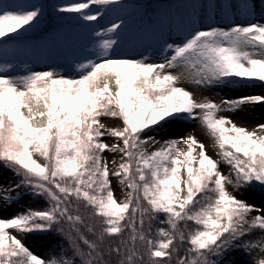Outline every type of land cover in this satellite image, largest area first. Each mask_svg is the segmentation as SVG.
I'll return each instance as SVG.
<instances>
[{"label": "snow or ice", "instance_id": "snow-or-ice-1", "mask_svg": "<svg viewBox=\"0 0 264 264\" xmlns=\"http://www.w3.org/2000/svg\"><path fill=\"white\" fill-rule=\"evenodd\" d=\"M111 5L123 6L121 0H83L59 11L92 22ZM39 14V8L0 12V41L27 31ZM120 28L113 23L94 33L92 55L76 65L72 77L55 70L0 75V162L19 178L0 186V201L11 205L24 189L46 204L0 218V264H172L174 256L176 264H220L237 248L264 251V238L244 240L254 230L264 232V216L248 218L262 209L227 188L264 187V124L249 131L218 115L264 104V95L197 102L171 72L181 70L202 87L264 84V23L196 30L168 45L162 63L115 57ZM101 118L122 126L108 127ZM181 119L200 120L219 160L192 135L163 142L153 135ZM106 135L116 142L105 143ZM156 144L160 147L149 151ZM105 152L120 155L119 162L111 161L113 170ZM220 163L229 166V175L221 173ZM111 178L127 189L122 200L116 199ZM154 222L166 227L153 234ZM9 230H58L67 235L72 255L45 261ZM114 239L115 247L108 244ZM184 244L185 255L179 256Z\"/></svg>", "mask_w": 264, "mask_h": 264}, {"label": "rangeland", "instance_id": "rangeland-1", "mask_svg": "<svg viewBox=\"0 0 264 264\" xmlns=\"http://www.w3.org/2000/svg\"><path fill=\"white\" fill-rule=\"evenodd\" d=\"M63 3H47L41 2H26L24 0H9L5 2L0 0V12L3 11H22L31 10L33 8H39L40 14L57 10ZM251 10V11H250ZM190 23L184 27L183 21L176 16L172 18L174 20L173 26L170 27V31H165L163 37H159L158 34H154L152 31H148L146 38L140 37L138 32H135L137 21L133 17H114L110 16L104 19L102 24L96 28L95 31H103L106 27H111L113 23H121V28L117 30L118 45L115 48L114 56L118 58L129 59H144L148 58L149 62L162 63L164 62L165 54H167L168 45L180 44V39H177L178 33L186 32L190 34L196 30H207L214 25L225 27L228 24H247L249 22L264 23V4H257L255 7L249 9L241 5L227 6L218 1L214 6H211L208 1L201 3L194 11L187 12ZM23 29L20 30V35ZM97 39H90L87 42L82 43L88 45L87 51L82 47L76 48L73 54H64L58 58H52L54 50L57 49L63 53L70 47L67 41H54L53 46L44 45L45 49H40L35 44L20 45L12 47V50L6 54L5 50H0V68H4V72L0 75L8 77H18L25 75L30 71H44L55 70L62 73L66 77H72L77 75L75 69L76 65L84 61L86 58L91 57L92 49L95 46ZM10 66V67H8ZM173 75L180 76V81L177 86L184 88L193 94V98L197 102H201L205 99L214 103L220 104L222 99H232L233 97H241L246 95L247 89L244 86L234 85L228 86H209L202 87L192 84L185 76L181 74V70H171ZM199 110H197V113ZM220 116H224L230 119L237 126L245 127L249 131L255 129L258 125L264 124V109H260L257 106H250L237 112L223 111ZM108 127H116L118 122L105 118L101 121ZM189 135L194 136L200 143L205 145L207 154L210 157L217 156V149L214 146V141L209 138L206 130L201 126L199 119H181L177 122L173 121L163 131L158 132L156 139L158 141L165 140H180ZM114 142H110L113 144ZM149 151L155 150L160 147V144H156L154 147L149 145ZM179 147L182 150L185 149V145L181 144ZM198 151V150H197ZM104 157L109 162V167H112L111 161L114 156L110 153L104 154ZM227 169H223L225 173ZM14 184L13 178L9 176V173H4L0 168V186H8ZM114 194L121 195L122 190L115 182L112 183ZM254 195L248 198L247 202L254 204L258 209H262L260 212H254L255 214L264 215V195ZM11 205H5L0 201V218L8 219L11 217ZM237 264V263H236Z\"/></svg>", "mask_w": 264, "mask_h": 264}, {"label": "trees", "instance_id": "trees-1", "mask_svg": "<svg viewBox=\"0 0 264 264\" xmlns=\"http://www.w3.org/2000/svg\"><path fill=\"white\" fill-rule=\"evenodd\" d=\"M5 2L9 0H4ZM26 2H47V3H63V6H68L74 3L83 2V0H24ZM208 1L211 6H214L216 3L221 2L228 7L231 5H241L245 8L249 9L251 7H255L257 4H264L261 0H121L123 6L120 5H111L103 12L102 17L98 21L86 22L79 19V14L77 13H64L57 10H52L46 13L41 14L38 16L37 20L33 22L31 26L28 27L27 31H22L20 35L12 34L10 37H6L3 41H0V48H4L6 52H9L12 47L20 46V45H31L36 44L39 48L45 49L44 45H51L53 46L54 41H67L69 46L73 48H69L64 53L62 51H58L57 49L54 50V55L52 58H58L63 56L64 54H73L76 48L82 47L83 50L87 51L89 46L83 45L82 43L89 41L90 39H98L95 37L94 33L96 32L94 29L97 26L101 25L104 19H107L110 16L114 17H133L138 23L135 27V32H138L140 36L146 37L149 33L148 31L154 32V34H158L160 37L164 36L165 31H169L170 26H173L174 16L178 19L183 21L184 27H186L190 21L188 19L187 12L194 11L197 6L201 3ZM93 9L96 8L95 5L92 6ZM230 26H236L233 24L226 25L225 27L214 25L210 28H223L227 29ZM186 32H184V36L178 35L177 38L184 41L186 37ZM240 86V85H238ZM243 87V86H242ZM247 89L246 95H264V84L256 83L254 86H244ZM244 95V96H246ZM239 98V97H238ZM232 99H236L233 97ZM250 106H257L260 109H264V104H256V105H248L244 108ZM243 108V109H244ZM223 112V111H222ZM218 113L220 114L222 113ZM200 115V112L197 113V116ZM105 118H101V121ZM118 125L116 127H121L122 123L118 120ZM153 135H157V133H153ZM104 142H116L113 138L108 137L107 135L104 137ZM108 152H105L106 154ZM103 154V155H104ZM111 154V153H110ZM113 155V154H112ZM114 159L119 162L120 155L115 154L113 155ZM214 160H219L220 157L213 156L211 157ZM114 165L109 167L110 170L114 169ZM1 171L4 173L7 171L9 176L13 178L14 183L18 181V177L14 176L13 173L4 168L2 162H0ZM220 171L224 175H229L230 168L228 165L224 163H220L219 165ZM227 169L225 173L223 169ZM234 179V176L232 177ZM112 183L115 182V178H111ZM228 191L235 195L238 199H242L247 201L248 198L257 195V197L253 200H256L259 195H264V187L259 185L255 186L251 190L242 189L241 191H236L232 188L231 185L227 186ZM22 195L21 198L17 201H14L11 204V213L10 215L13 216L14 214L24 211L28 208L34 209H43L46 207L44 198L42 197H33L31 195L24 194L25 190H20ZM127 191L125 189L122 191L121 195L115 194L116 199L122 200L124 198V194ZM15 195V193H13ZM248 203V202H247ZM253 205L252 203H248ZM82 215H87L83 209H81ZM259 214H255L254 212L249 214V220L252 217L257 216ZM264 216L263 214H260ZM163 219V217H161ZM85 223H90L87 219H85ZM157 227H166V225H161L159 223L154 222L152 231L153 234ZM183 227V225H182ZM195 225L189 223V228H194ZM65 232L69 230V226L67 224L64 225ZM84 235L88 239H93V237L87 233L86 229H82ZM10 234L15 235L18 239H21L22 242L25 244L26 247L38 258H41L45 261L49 260L53 256H60L61 254L65 255L66 257H70L72 255V248L69 243V239L67 235L61 234L58 230H53L47 233H29V234H20L15 232V230H9ZM73 238L77 240V243H80L78 238L76 237L75 233L72 234ZM264 238V232L260 230H254L250 235L244 237L245 241L256 242ZM119 243L118 240H111L108 241V244H111L115 247ZM107 247V244L105 245ZM81 250L87 252V248L81 243L80 244ZM139 247V245H138ZM188 245L184 244L180 247V251L178 253L179 256L185 255V250L187 249ZM141 253L144 252L143 248H140ZM117 259L115 254H113V260ZM147 259V258H145ZM259 260H264V251L260 250L259 248H251L249 250H245L244 248H237L234 250L229 251L225 254V256L220 260V264H258ZM172 264H176L175 256L172 260Z\"/></svg>", "mask_w": 264, "mask_h": 264}]
</instances>
